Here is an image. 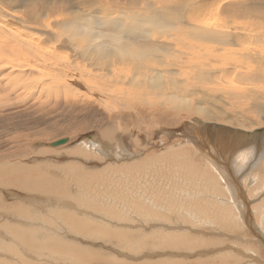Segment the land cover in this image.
Wrapping results in <instances>:
<instances>
[{"label": "bare ground", "instance_id": "1", "mask_svg": "<svg viewBox=\"0 0 264 264\" xmlns=\"http://www.w3.org/2000/svg\"><path fill=\"white\" fill-rule=\"evenodd\" d=\"M13 1L14 3L0 0L1 102H10L23 95H32L35 101L42 104L53 100L57 102L59 98H63L65 101V98L68 99L70 96L79 101L93 100L106 110L108 115L117 117L114 118V123L112 121L109 123V131L101 132L100 137L109 142L116 140L118 143L120 140L125 142L126 136L132 134L129 129L120 126L119 117L123 118L127 115L132 119L131 123L134 125L132 129L139 130L143 125L141 121L143 119L140 118L148 115L150 109L179 107L191 100L193 95L200 97L201 100L235 101L237 105H242L247 110L251 108L257 110V115L262 118L261 121L264 123V4L261 5L264 0ZM78 10H82V14H77ZM98 13L101 15H97ZM258 18L263 20H258ZM161 67L164 70L160 75L156 71ZM215 124L217 125V123ZM246 133L252 135L249 137H254L253 133ZM176 135L175 132H169L166 137L174 138ZM156 137L158 138V135ZM233 138V142L241 140L234 136L224 137L223 140L227 143L231 142L230 140ZM221 139L217 138V140ZM129 141L126 143L128 146H123L127 152L131 144ZM88 145H90L88 149L98 146L96 142H90ZM178 145L180 146V143ZM237 145L238 143L233 149H236ZM187 146H189L188 143ZM228 147L229 145H227L229 152ZM119 149L121 150V148ZM240 149V152L229 156L227 161L219 160L220 162L208 158L207 155L204 158L203 154L200 156L201 153H198L199 158L204 160L205 165L208 166L205 168L203 165V169L201 166H195L192 159L187 157V155L189 156L188 152L191 151L189 148V151L178 149V152L183 155L181 160L175 159L173 151H169L163 156L145 157L139 161L141 165H147L145 171H141L140 166L135 168L130 165H122L115 170L152 177L158 185L155 190L148 192L149 196L159 205L161 201L163 202L173 195L169 189L164 191V185H171L164 182H170L166 180L171 179H164L162 175L170 174V170L180 164L182 167H187L183 164L185 161H189L198 169L194 176L206 181L216 193L224 197L227 195L239 217L237 204L241 209V216L243 211L247 213L245 210L247 205H243L241 202L242 199L245 200V194L237 185L236 178L239 177V171L244 168L241 165L252 155L257 158L261 152L264 157V145L260 142V146L254 144L252 147ZM97 150L100 149L97 148ZM140 151L142 150L140 149ZM246 154L251 156L245 159ZM236 156L241 158L238 165L235 162L237 161ZM191 158H196V156ZM259 168L264 174V164H261ZM4 171L6 172V169L2 172ZM13 171L15 172V167L12 165L11 173L14 175ZM24 173H26L25 170ZM27 174L30 175L22 177L27 178V182H19L17 178L10 181L11 179L8 180L7 176L5 180L7 184L0 183V186L12 187L13 190L18 189L28 195L37 194L38 202L32 198L33 202L31 203L38 210L32 214L30 210L33 208L28 204V206L23 205L21 202L19 205L15 204L8 211L0 207V220L5 219L4 216L10 217L9 220H12L1 221L0 231H4L5 237L15 243L11 246L30 248L29 257H36L40 252L54 247L59 254L52 261L54 264H135L134 256L137 253H133L129 245H137L132 247L142 254L143 251L155 250L156 244L147 239L149 233L142 234L136 230L130 231V229L114 231L110 230L112 228H108L114 227L117 224L115 222L131 223L132 221L126 217V213L142 214L148 218L156 219L152 221H160L161 217L157 212L145 206L147 202L141 204V201H137V204H133V199H130L131 201L126 203L125 200H122L124 192H120L117 186L113 185L117 192L113 199L107 198L106 207H103L99 203V199L97 201L92 194L79 197L78 202L75 199L77 204H74L73 195L71 198V195L65 191L59 192L57 187L53 186L54 184H52L53 189H49L44 182L43 184L35 183L37 179L31 180V173ZM8 175L12 176L9 173ZM83 176L84 174L79 177V180H82L79 182L85 185L91 182L88 177L85 176L84 179ZM215 177L226 185L223 187V194H221L220 188L213 185V183L218 184ZM117 179L120 178L117 177ZM40 186L47 190L41 189ZM108 186L110 187V185ZM261 186L263 187V185ZM229 189L237 191H232L233 194H231ZM174 193L177 194L175 190ZM129 194L132 197L136 196L133 194V190ZM20 197L22 198V196ZM209 197L215 198L214 194H210ZM0 198L2 199V196ZM138 199L140 200V198ZM27 200L29 199L27 198ZM48 200L60 208H66L62 212L54 211V213H58L63 222L71 228L66 229L67 233L77 234L79 237L88 238L87 240H99L114 245L129 253L130 258L121 254L122 257L130 261L112 258L101 252L85 249L81 245L82 248L77 243V245L64 243L62 242L66 241L64 237H59L60 240L57 239L54 234L59 230L53 229L57 228V225L55 220L52 223L50 218L53 213L42 212L43 201L48 203ZM144 200L147 201L150 198L146 199L145 197ZM151 200L152 207H157ZM121 201L123 202L121 203ZM117 203L121 204L117 205ZM108 206L110 209H107ZM127 207L131 211L125 210L128 209ZM120 209L124 214L120 212ZM102 211L107 216L106 223L96 216L97 212ZM69 212H89L93 217H96V220L90 224L84 220L66 216ZM139 217L143 221L144 218ZM150 221L149 218V224ZM252 225L254 226V223ZM34 227L49 231L38 232V235L43 233L41 237H38L35 235ZM26 228L29 231H24ZM257 231L259 235L260 231ZM47 235L53 238L46 243L36 240L37 238L44 239L48 237ZM192 240L193 238L178 239L170 246L174 249L187 251L198 249L190 242ZM261 242L264 245L262 238ZM216 245V243L207 241L201 247ZM138 264H181V262L163 258V260ZM193 264L208 263L200 261L193 262Z\"/></svg>", "mask_w": 264, "mask_h": 264}, {"label": "rangeland", "instance_id": "2", "mask_svg": "<svg viewBox=\"0 0 264 264\" xmlns=\"http://www.w3.org/2000/svg\"><path fill=\"white\" fill-rule=\"evenodd\" d=\"M8 2L14 3L13 0H8ZM109 3H111V1H109ZM263 4L264 1L261 3V5ZM77 14H82V10H78ZM97 15L101 14L98 13ZM258 20L263 19L258 18ZM163 70L164 68L161 67L156 72L161 75L163 74ZM65 99L66 100L64 101L63 98H59V100L57 99V102L56 100H53L49 103L42 104L35 101V98L32 95H23L22 97L10 102L0 101V170L6 169V172H2L3 170L0 171L1 184H7L5 182L7 176L8 180L11 179L10 181L17 178L19 182H27L28 179L22 177L29 176L30 174H27L29 172L31 173V180L37 179L35 183L41 182L43 184L44 182L49 189H53V186H55L59 192L65 191L71 195V198L73 195L74 199L72 200L75 202L74 204H77L76 201L78 202L79 199L85 194L94 195L97 201L99 198H103V200L105 199L107 201L108 197L111 200L117 192V190L113 188V185H115L120 192H124L122 200H125L126 203L130 202L132 199L133 204H137V201H141V204L147 202L145 206H148L149 209L151 208V210L153 209V211L157 212L161 219L160 221H152L154 218L149 217L151 220V223L149 224V218L147 216L142 214L131 215V213H126V217H128L132 222L130 220L129 221L131 223L115 222L117 224L114 227H108L112 228L110 230L124 231V229H130V231L136 230V232L142 234H155V232H159L163 234L164 237L166 235L175 237L190 236L194 240L202 239L217 244L216 246L209 248H198L191 251L167 248L143 251V254L138 253L137 249L132 247L137 245H129L132 248L133 253H137L134 256L136 259L135 264L159 259L163 260V258L164 260L172 259L173 254H175L176 260L186 264H193V262L197 261H204L208 264H264V245L261 242V238L264 240V236L261 235L260 238L257 234V230H259L261 234H264V174L262 169L259 168L261 164H264V157H262L261 152H259V155L257 154L260 158H256L252 155L253 158L251 157L247 159L245 163L241 165L244 167L243 170H240L238 173V185L241 187L240 190L245 194L244 199L247 202L245 209L247 213L243 211V221L237 219L236 211L232 203L228 200L227 195L224 197L216 193L208 186L206 181L194 176L197 174L198 169L197 167L195 168L193 165H191L189 161H185L183 164L187 167H182L180 164L178 167L172 168L170 170V174L162 175V178L164 179H171L166 180L170 182H164L171 184L168 186L164 185V191L169 189L173 195L165 201H161L159 205L156 200L154 201V199L149 196V192L155 190L158 185V183L153 180L152 177L143 175L138 176L115 170V168H119L122 165H130L135 168H139L140 166L141 171H145L147 165H141L139 163V161L145 157L148 158L153 156H163L169 153V151H173L175 159L181 160L183 155L178 151L185 149L187 151L189 148L191 151L188 150L189 156L187 155V157L192 159L191 161L195 164V166H201L203 169L204 165L206 168L208 166L205 165V161L198 156V153L200 154L201 152L196 150L197 153H195L196 151H194L195 148L191 146L192 144L190 145L188 143L189 146H187V140L180 138L179 136L167 138V134L169 132H175V134H178L185 122H191L193 120H198L202 122V124L214 125L217 123V125L221 126L227 125L226 127L232 129L256 134L260 131H264V123L261 121L262 118L257 115V110L252 108L247 110L244 106L237 105L235 101L230 102L228 100L225 101L224 99H222L223 101H215V99L201 100L200 97L193 95L191 100L179 107H172L169 109L158 107V109H150L148 111L149 117L146 114L144 116L145 119L143 117L140 118L143 119L141 120L143 125L140 126L139 130L135 128L132 129V126H134L133 123H131L132 119L128 118L127 115H125L123 118L119 117V124L121 123L120 126L129 129V132L132 134L131 136H126L127 140L125 142L120 140V143H118L116 140H112V142L106 141L99 135L101 132L104 133L105 131H109V123L111 121L114 123L113 120L117 117L108 115L107 111L93 100L87 99L79 101L72 96H70L68 99ZM157 135L158 138L156 137ZM170 136L173 135L170 134ZM261 138L262 139H260V142L262 145H264V134H262ZM61 139H67V142L57 147L51 146L52 143ZM128 141L131 143H129V153L127 152V149L124 148L125 146H128L126 144ZM90 142H96L98 145L97 148L100 150H97L95 147L88 149V147H90V145H88ZM115 142L118 144L116 145ZM179 143L180 146L178 145ZM182 144L186 145L183 147ZM252 146L253 145L250 147ZM118 147L121 148V150ZM122 149L126 151H123ZM140 149L142 151H140ZM80 152H84L85 154H81ZM132 154L134 155L131 156ZM202 154L203 153H201L200 156ZM192 156H196L197 159L191 158ZM202 156L204 157L205 155L203 154ZM249 156L251 155L246 154L245 159ZM208 158H210V156H208ZM236 160L237 161L235 162L237 164L241 162L239 161L241 160L239 156H236ZM12 165L15 167V172L13 171L14 175L11 173ZM24 170L26 173H24ZM8 173L12 176H9ZM83 174L84 176L82 178L85 179L88 177L89 181H91L88 182L87 185L79 182L82 181L79 180V177H81ZM96 176L98 177L97 181ZM46 177L51 179H47ZM117 177L120 179H117ZM46 180L47 182H52H49V184L46 182ZM216 180L218 181V184L213 183V185L217 188H220L221 194H223V187L226 185L218 180V178H216ZM52 184L54 185L52 186ZM194 184L197 186H192ZM108 185H110V187ZM261 185H263V187ZM40 187L41 189L44 188L42 186ZM44 190L47 189L44 188ZM132 190L133 194L136 195V198L130 196L129 192H132ZM174 190L177 192V194L174 193ZM232 191L234 192L237 190H230V192ZM207 194H218L226 202V206H228L227 209L229 208L228 210H230L229 216L232 219L226 223V228L223 226L214 225L211 223V221H207L206 223L204 220H201V217H203L202 212H200L201 217H197L200 215L193 211L191 212L194 213V215L186 216L179 215L177 212L178 200L182 203L184 209L189 210L190 208H196V203L200 199L199 197ZM0 196H2V199L0 198V207L4 208V210L8 211L12 209L15 204L19 205L21 203L23 205H29L32 207L33 209L30 210L32 214L36 212L35 210H38V208H34V205H32L33 203H31L33 202L34 198V201L38 202L37 194L28 195L25 192L23 193L21 190H13L12 187L6 186L5 188L4 186H0ZM20 196H22V198ZM143 196H145L146 199H152L151 201L155 203L154 205L157 207L153 208V204L150 202V200L145 201V197ZM25 197H27L29 200H27ZM183 197H189L195 201L190 205H185L182 201ZM138 198H140V200ZM39 200L42 199L39 198ZM15 201L19 202L15 203ZM25 201H27L26 204ZM43 202L44 209L42 212L48 214L53 213L50 218L52 219V223L53 220H55L57 225V228L53 229L59 230L56 232V234H54L57 239L60 240L59 237H64V240H66L62 241L64 243H69L72 245L80 244L78 246H83L85 249L101 252L102 254L109 255L112 258L128 260L122 257V254L126 257H129V253L118 249L114 245L99 240H87L88 238L86 239L82 236L79 237L77 234L67 233L66 229L71 228L63 222L58 213H54V211L62 212L66 208H60L51 200L47 201L49 204L46 203V201ZM122 202L123 201H121V203ZM93 203L96 204V202ZM121 203H117V205H120ZM46 206L48 207L46 208ZM200 208L204 209L205 205H202ZM107 209H110L109 206ZM169 209L170 212L168 213ZM125 210L131 211L129 208ZM120 212L123 213L121 209ZM249 214L251 217V222L249 219H247ZM66 216H72L80 220H84L90 224H93V220H96V217H93L89 212H69L66 214ZM139 216H141L142 219L144 218L143 221H141ZM4 217L5 219H1L0 222L5 220L12 221L9 220L10 217ZM184 217L186 221H184ZM14 220L17 219L14 218ZM253 223L254 226L252 225ZM34 229H36L35 235L38 237L43 235V233L38 235L40 232L45 233L49 231L48 229H37L36 227H34ZM26 230L29 231L27 228L24 231ZM47 236L48 237L44 239H35L37 241L41 240L46 243L53 238L49 235ZM12 244L15 243H13L9 238L7 239L5 237L4 231H0V264H54L52 261L59 255L55 248L51 247L47 251L40 252L36 257L32 258L29 257L30 248L13 247L11 246ZM232 247H234V249H232ZM148 256L150 257L147 258ZM219 258H233L236 260L232 262V260H220Z\"/></svg>", "mask_w": 264, "mask_h": 264}, {"label": "water", "instance_id": "3", "mask_svg": "<svg viewBox=\"0 0 264 264\" xmlns=\"http://www.w3.org/2000/svg\"><path fill=\"white\" fill-rule=\"evenodd\" d=\"M195 121L197 122L195 123ZM193 122H185L178 134H175L176 137L179 136L180 138L187 140V143L192 144L196 150L203 153L205 156H210V158L216 162L219 160L227 161L229 156L240 152V148L246 149L247 147L254 144H258V146H260V139L262 134H264V131H260L254 134V137H249L252 135H249L241 130L232 129L221 125L217 126L216 124H202V122L198 120H193ZM231 136L237 137L239 139L241 138V140L233 142V138L230 140L231 142L227 143L223 140L224 137L230 138ZM218 137L222 139L217 140ZM66 142L67 139H61L52 143L51 146L57 147L65 144ZM237 143V148L233 149ZM227 145H229V152ZM220 148L222 149L220 150Z\"/></svg>", "mask_w": 264, "mask_h": 264}, {"label": "crops", "instance_id": "4", "mask_svg": "<svg viewBox=\"0 0 264 264\" xmlns=\"http://www.w3.org/2000/svg\"><path fill=\"white\" fill-rule=\"evenodd\" d=\"M97 180H98V177L96 178V181ZM236 182H237V185H238V178H236ZM231 194H233V192H231ZM209 195L210 194L200 196L199 197L200 199L196 203L197 207L196 208H190L189 210L184 209L182 203L178 200V202H177V204H178L177 205V212L179 213V215L186 216V215H194V213L191 212V211H193V212H196V213H198L200 215V216H197V217H201V213L200 212H202L203 213V217H201V220H204L206 223H207V221H209V222L211 221V223L214 224V225H219V226H223V227L226 228V226H225L226 223L231 219L230 216H229L230 215L229 214L230 210H228L229 208L227 209L228 206H226L227 205L226 202L218 194H214L215 198L209 197ZM182 201H183V203L185 205H190V204L194 203L195 200H193V199H191L189 197H183ZM241 202H242L243 205H247L246 200L244 201L242 199ZM99 203L103 207H106V200L105 199L103 200V198H99ZM202 205H205L204 209L200 208ZM237 206H238V212H239V217L237 216V213H236L237 219L243 221L242 216L240 214L241 209H240L238 204H237ZM96 216H97V218L100 217L101 218L100 220L103 223L107 222V216H106L105 212H103V211L102 212H97ZM101 216H104V217H101ZM247 219L250 220V215L248 216ZM184 221H186L185 217H184ZM250 222H251V220H250ZM159 229H162V228H159ZM261 235H263V234L260 233L259 236H261ZM187 238H191V237L190 236H178V237H175V236H167V235L164 237V235L159 233V232L158 233L155 232V234H150L149 233L148 236H147L148 240H151V241H153L156 244L155 250H157V249H167V248L168 249H174L170 245L175 240L187 239ZM190 242L192 244L196 245L197 248H209V247H204V246L201 247L202 244H206V242H207L206 240H202V239L194 240L193 239ZM263 242H264V240H263ZM232 249H234V247H232ZM172 259L176 260L175 259V254H173V258ZM221 259L232 260V262L235 261L233 258H230V259L221 258ZM176 261H179V260H176ZM179 262H181V261H179ZM197 262H200V261H197ZM201 262H204V261H201ZM181 264H186V263L181 262Z\"/></svg>", "mask_w": 264, "mask_h": 264}]
</instances>
